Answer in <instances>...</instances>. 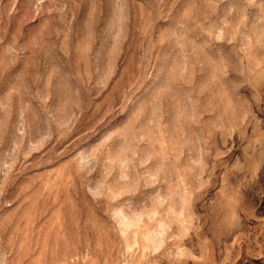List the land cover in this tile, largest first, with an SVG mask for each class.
<instances>
[{
    "label": "rangeland",
    "instance_id": "obj_1",
    "mask_svg": "<svg viewBox=\"0 0 264 264\" xmlns=\"http://www.w3.org/2000/svg\"><path fill=\"white\" fill-rule=\"evenodd\" d=\"M0 264H264V0H0Z\"/></svg>",
    "mask_w": 264,
    "mask_h": 264
}]
</instances>
